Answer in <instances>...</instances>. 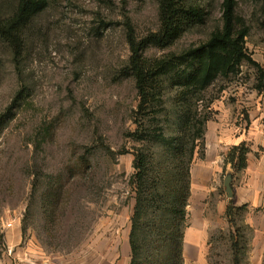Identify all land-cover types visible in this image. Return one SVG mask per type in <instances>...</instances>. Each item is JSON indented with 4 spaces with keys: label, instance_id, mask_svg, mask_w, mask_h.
Here are the masks:
<instances>
[{
    "label": "rangeland",
    "instance_id": "obj_1",
    "mask_svg": "<svg viewBox=\"0 0 264 264\" xmlns=\"http://www.w3.org/2000/svg\"><path fill=\"white\" fill-rule=\"evenodd\" d=\"M222 1L197 0L209 13L207 23L168 48L149 47L145 56L161 58L205 41L221 25ZM14 5L0 0V12L8 15ZM236 14L250 29L248 54L264 69L259 5L238 0ZM126 20L137 38L156 30V0H48L24 31L19 64L0 40V114L26 86L21 106L0 130V264L74 256L113 230H130L132 152L142 143L128 134L136 129L138 98L132 79L120 73L130 54ZM257 78V69L243 63L238 74L201 93L199 109L214 121L238 95L258 97ZM172 96L166 93L167 111L159 117L167 135L176 132ZM224 177L208 200L206 264H233L236 230L246 248L241 264H252L253 233L246 212L229 223ZM60 184L65 193L52 215L46 193Z\"/></svg>",
    "mask_w": 264,
    "mask_h": 264
},
{
    "label": "trees",
    "instance_id": "obj_2",
    "mask_svg": "<svg viewBox=\"0 0 264 264\" xmlns=\"http://www.w3.org/2000/svg\"><path fill=\"white\" fill-rule=\"evenodd\" d=\"M250 1L259 5L264 26V0ZM156 2V30L137 38L130 22H124L130 54L120 73L132 79L138 98L134 110L136 129L128 134L142 143L132 152L134 205L130 216L129 264H184L182 246L190 196V167L195 155L203 153L206 123L210 119L208 112L199 109L201 93L218 78L238 74L246 62L257 69L255 90L264 95V69L247 52L250 29L236 14L238 0L222 1L221 25L205 41L161 58L145 56L149 47L168 48L187 32L204 26L209 18L197 0ZM47 5L48 0H15L8 15L0 12V40L12 50L16 64L23 54L25 29ZM168 92H173L176 115V132L171 135L165 133L159 119L167 111ZM25 93L24 85L0 114V130L14 117ZM248 152L249 147L244 143L233 146L225 161L234 171H240L246 167ZM64 193V184L47 191L46 196L51 199L49 214H54ZM245 212V206H235L231 201L225 208L230 224L236 214ZM241 235L236 230L232 236L233 264H241L246 253Z\"/></svg>",
    "mask_w": 264,
    "mask_h": 264
},
{
    "label": "crops",
    "instance_id": "obj_3",
    "mask_svg": "<svg viewBox=\"0 0 264 264\" xmlns=\"http://www.w3.org/2000/svg\"><path fill=\"white\" fill-rule=\"evenodd\" d=\"M243 115L246 118L242 121ZM204 140L203 153L195 155L190 167V196L182 246L184 264H206L208 200L220 187L225 174H232L233 192L232 198L227 197L225 207L229 201L246 207L245 224L253 233L249 243L252 264H260L264 252V95H238L232 108L225 107L214 121H207ZM241 143L248 145L249 152L246 167L236 172L225 156L230 148ZM9 239L14 242L13 233L8 235ZM25 260L21 264H129V230L122 233L113 230L74 256Z\"/></svg>",
    "mask_w": 264,
    "mask_h": 264
},
{
    "label": "water",
    "instance_id": "obj_4",
    "mask_svg": "<svg viewBox=\"0 0 264 264\" xmlns=\"http://www.w3.org/2000/svg\"><path fill=\"white\" fill-rule=\"evenodd\" d=\"M231 182H232V174H227L224 177L223 185H224V190L226 192V196L228 198H232V196H233Z\"/></svg>",
    "mask_w": 264,
    "mask_h": 264
},
{
    "label": "built area",
    "instance_id": "obj_5",
    "mask_svg": "<svg viewBox=\"0 0 264 264\" xmlns=\"http://www.w3.org/2000/svg\"><path fill=\"white\" fill-rule=\"evenodd\" d=\"M12 224H13V222H6L4 224V226L7 227V228H9V227H12Z\"/></svg>",
    "mask_w": 264,
    "mask_h": 264
}]
</instances>
